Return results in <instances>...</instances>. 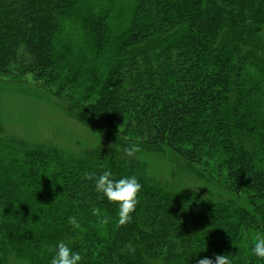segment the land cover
I'll use <instances>...</instances> for the list:
<instances>
[{
  "label": "trees",
  "instance_id": "trees-1",
  "mask_svg": "<svg viewBox=\"0 0 264 264\" xmlns=\"http://www.w3.org/2000/svg\"><path fill=\"white\" fill-rule=\"evenodd\" d=\"M83 1L0 0V76L30 75L55 89L104 142L72 161L36 146L12 159V174L0 176V264L10 252L50 264L48 247L60 241L80 253V264H197L216 254L264 264L251 251L264 233V0H138L103 81L85 80L69 48L57 50L62 20ZM81 27L86 50L100 54L111 38L107 15L91 14ZM132 144L170 150L190 169L206 161L208 170L213 160L209 180L225 196L207 199L150 178L139 152L124 154ZM86 171L137 177L130 223L117 225L118 205L96 191L95 178H82Z\"/></svg>",
  "mask_w": 264,
  "mask_h": 264
},
{
  "label": "rangeland",
  "instance_id": "rangeland-1",
  "mask_svg": "<svg viewBox=\"0 0 264 264\" xmlns=\"http://www.w3.org/2000/svg\"><path fill=\"white\" fill-rule=\"evenodd\" d=\"M137 1L84 0L72 16L62 20V30L57 39L58 53L69 50L79 60L78 65L83 64L82 76L85 80L90 75H97L103 81L116 62V54L133 17ZM101 13L102 16L107 15L111 38L101 53L95 54L90 49L86 50V31L84 33L81 25L82 20L89 15ZM65 47L69 49L66 50ZM85 88L87 84L79 92L81 95ZM55 93V89L42 86L30 75L13 73L0 76V176L3 172L12 174L15 165L12 164V159L22 158L27 147H41L56 159L72 161L85 157L104 144L95 130L64 109L66 102L58 99ZM16 142L23 143L26 147L18 151ZM139 155L147 163L150 178L154 180L207 199H221L226 194L209 180L210 175L215 174L213 160L210 161L208 170L206 161L200 168L190 169L170 150L144 149ZM62 160L49 164V176L59 169L57 164ZM25 201L32 208L33 203L30 200ZM6 264L31 263L10 252Z\"/></svg>",
  "mask_w": 264,
  "mask_h": 264
},
{
  "label": "clouds",
  "instance_id": "clouds-1",
  "mask_svg": "<svg viewBox=\"0 0 264 264\" xmlns=\"http://www.w3.org/2000/svg\"><path fill=\"white\" fill-rule=\"evenodd\" d=\"M141 148L138 144H132L124 149V154L127 157H134L136 153L140 152ZM83 179L93 180L95 178L96 191L102 193L109 202L118 205V226H124L131 222L132 213L136 211L139 203L138 196L142 185L135 176H125L119 180L112 178L111 171H103L99 176H94V173L85 172ZM93 215L100 217L99 222L108 224L111 217L101 216L99 208L92 209ZM68 223L74 228L79 229L80 224L75 216L68 218ZM52 258L50 264H80L82 257L79 252H74L69 245L63 241L58 242L52 247H48ZM252 253L264 259V233H256L254 236ZM197 264H232L228 256L224 254H216L213 258L203 257L197 261Z\"/></svg>",
  "mask_w": 264,
  "mask_h": 264
}]
</instances>
